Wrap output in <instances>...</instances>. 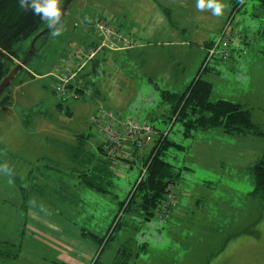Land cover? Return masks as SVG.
Instances as JSON below:
<instances>
[{
  "label": "rangeland",
  "instance_id": "rangeland-1",
  "mask_svg": "<svg viewBox=\"0 0 264 264\" xmlns=\"http://www.w3.org/2000/svg\"><path fill=\"white\" fill-rule=\"evenodd\" d=\"M250 3L245 9L249 10ZM105 14H109L114 22L115 18L119 20V24H115L117 27L123 22V26L118 28L122 36L130 40L137 38L138 44L140 42L147 47L112 54L107 62H102L100 75L94 78V82L103 95L98 100L87 96L78 101L62 102L60 118L64 123L60 122L63 123L60 132L55 128L58 115L53 109L59 103L53 95L56 77L53 79L49 75L30 80L23 73L10 88L14 96L17 86L21 82L26 83L18 96L21 97L20 103H16V98L15 103L13 101L15 111L7 108L6 113H0V240L9 241L21 250L16 261L0 259V264H92L100 248L82 236L81 231L93 232L99 237L106 234L118 214L119 203L128 198L140 177L142 161L131 167L121 165L116 173L120 177L114 178L111 190L117 198H101L84 187L75 188L71 183L70 188H59L55 198L59 199L57 208H49L36 198L47 197L44 193L30 195L28 216L19 209L23 206V199L11 182L5 165L15 168L22 181L26 179L21 165L36 162L34 168L42 167L46 162L38 165L43 161L40 157L57 158L60 167H69L66 153L55 150L52 140L64 131L68 135H89L95 142L99 134L91 124L101 109L119 113L125 119L146 121L157 131L168 133L170 112L163 104L161 91L183 93L204 64L201 61L207 53L198 46L216 42L226 26L234 39L231 72L222 74V78L229 81V88L221 95L231 102H237L234 97L254 102L242 105L251 110L253 122L264 133V74L257 81L248 73L247 64L235 62L240 58L253 61L264 58L260 53H264L263 19H251L243 9L231 15V0H186L184 5L181 0L174 4L170 0H75L61 29L58 27L52 33L49 43L37 46L38 54L31 59L28 68L38 75H46L50 71L55 75L57 66L68 57L69 50L90 45L94 37L96 39L92 43L102 41L100 35H91L89 31L90 28L96 29V22ZM184 24L193 33H173L172 29H183ZM160 26L171 27V35L164 31L153 34L156 37L149 34V27L155 30ZM241 35H247L246 40L240 39ZM33 40L19 45L20 54L32 47ZM164 40H187L189 44L198 46L192 48L189 45L177 51L166 47ZM238 48L246 49L242 56ZM219 61L215 56L209 65L212 70L223 72V68L218 67L222 63ZM237 71H245L246 76L241 77ZM150 76H155V80H150ZM202 78L210 81V74L204 73ZM236 79L243 83L239 84ZM215 84L223 90L219 80ZM211 101L215 102L214 99ZM39 111L46 115H39ZM67 111L71 112L70 118ZM24 116L29 128L34 130L33 138L26 143L19 137L23 131L20 119L23 120ZM41 123L48 124V128ZM33 127H40L41 133ZM180 130L179 124L173 126L169 132L170 139L190 149L172 150L168 155L172 165L192 170L182 171L183 181L176 186L184 189L183 193L180 190V201L184 209L190 208L189 197L184 192H192L202 200L199 207L195 205L194 209L181 212V216L172 215L169 211L163 217L162 208L157 216L161 220L167 216V221H160L157 217L148 220L135 235L137 246L145 244L146 249L133 264H264V203L249 197L255 187L249 168L264 157V144L257 146L264 141L249 136H227L221 131L197 133L185 141ZM46 137L51 141L44 142ZM200 152L211 154L203 156ZM32 184L25 182L24 186L30 188ZM176 193L178 195V190ZM173 196L172 191L166 203L171 205ZM95 205L104 214L91 220L88 215L97 209ZM126 238V232L119 233L100 262L112 263Z\"/></svg>",
  "mask_w": 264,
  "mask_h": 264
},
{
  "label": "trees",
  "instance_id": "trees-1",
  "mask_svg": "<svg viewBox=\"0 0 264 264\" xmlns=\"http://www.w3.org/2000/svg\"><path fill=\"white\" fill-rule=\"evenodd\" d=\"M65 2L66 0H0V84L8 77L15 67L25 59L30 51L29 49L27 52H22L23 54H20L21 49L19 45L34 39L47 29L48 26L58 18ZM248 2H251L249 10L256 6L260 14L264 16V0H232L231 15L241 9L244 10V13H247L248 9H245V6ZM115 27L118 32H120L118 29L119 27ZM53 32L49 35L40 37L36 41V56L39 50L37 46L39 44L41 47L46 45ZM93 33L99 35L96 33L95 29H93ZM213 44L214 42H211L206 45V48H208L206 60L201 66L197 77L183 93L161 91L163 104L168 106L170 112L169 119L171 128L169 132L172 131L173 126L179 124L181 127L179 133L185 141L194 138L197 133H209L214 131H221L227 136H249L264 141V133L262 129L253 122L250 110L231 101H211L212 85L203 80L202 76L208 71L209 63L214 60H209V49ZM129 50L130 49L120 50L119 48H111L109 45L103 46L102 39L100 42L97 41L88 46L77 47L74 51H69L67 53L68 57L62 59L60 65L57 66V70H59L60 73H62L61 70L66 61H71V65L73 62L72 68L74 69L75 65L79 63L81 59L85 58L83 54L96 52V55L86 66L77 72L75 79L66 88L67 93L65 96H59L56 93V89L54 90L53 95L59 101L56 105L57 109H62V102L71 100L78 101L87 96H92L93 99L96 100L101 98L102 91L94 82V78L100 75L101 63L109 53L128 52ZM27 69L28 65L23 69L21 74L26 73L31 79H34L35 76L29 74ZM21 74H19V76ZM36 75L38 74L36 73ZM53 79H55V77ZM58 85L59 81L57 79L55 87L57 88ZM10 88L1 96L0 108H8L13 105V96L12 92H10ZM30 111L33 110L30 109ZM106 111L111 114L113 120H116V122L135 120L141 124L150 126L153 129V135L149 144L138 149L136 140L129 139L125 146L121 147L119 151H113L107 148L108 145L103 142L102 134L98 127L97 115L92 121V125L101 136L100 145L96 149L97 152L92 149L91 143H89V139L91 138L89 135H75L74 137L77 143L74 147L69 148L64 145L60 146L61 151L66 153L68 161L73 165L70 166L72 169L64 170L65 168L54 165L49 158H42L43 161L38 165L44 162H46V164L42 167L34 168V166L32 176L30 173L29 179L26 181L29 183L32 182L33 188L32 186L31 188H25V183H23L22 179L19 177L17 170L11 165H5V169L9 174L11 182L17 187L19 194H21L24 200V210H27V200L29 196L39 195L41 192V188L36 187L46 188V186H49L47 182L56 184L58 181L60 184H65L67 178L72 181L73 175L77 187H84L101 198L114 199L117 198V196L111 190L114 186V178L117 177L115 167L120 162L131 164L129 159L124 157L126 148L128 147L130 151L132 150L133 153H131V157L135 162L136 159H140L136 154L145 149L146 158H144V161L141 160L144 164L140 177L128 198L124 202L119 203L118 214L107 229L106 234L99 237L96 233L86 230L81 231L82 236L89 238V240L95 242L100 248L97 257L93 258L92 264H102L100 259L104 252L110 247L112 242L115 241L119 233L126 232L127 238L121 247L117 249L115 258L110 264H133L134 261L140 257L141 252L146 249L145 244L141 247L136 244V236L140 233V229L148 220L155 217L158 218L157 215L161 212L163 205L168 202L173 191V202L168 206V211L171 213L177 200L176 192L179 188L176 186L181 180L183 181L181 176L182 171H189V168L185 166L179 168L169 163L168 155L172 150L184 151L188 150L189 147L179 145L170 139L169 132L164 133L157 131L146 121H139L133 118L125 119L122 118L119 113H114L107 109ZM39 115L45 116L46 113H44V111H39ZM66 115L69 116L67 113ZM20 121L25 131H31L29 128L30 124L25 120V116L23 120L20 119ZM149 146L150 149L147 150ZM40 168H43V170ZM144 171L145 173H143ZM249 172L254 178L255 185L249 197L254 200H261L264 203V157L256 165L249 168ZM39 183L42 185H38ZM95 206L97 209L88 215L91 220H94L100 214H104L98 205ZM159 220L167 221L166 218L165 220ZM130 222L133 223L132 226L129 225ZM20 250L21 248H18L11 242L0 240L1 260L7 262L16 261L19 257Z\"/></svg>",
  "mask_w": 264,
  "mask_h": 264
},
{
  "label": "crops",
  "instance_id": "crops-1",
  "mask_svg": "<svg viewBox=\"0 0 264 264\" xmlns=\"http://www.w3.org/2000/svg\"><path fill=\"white\" fill-rule=\"evenodd\" d=\"M75 1V0H74ZM74 1H73V4H74ZM167 1V0H166ZM171 1V3L172 4H174V2H177V0H170ZM181 2H182V4L184 5L185 3H186V0H181ZM72 5V4H71ZM71 7V6H70ZM231 10H232V0H231ZM249 18H251V19H256L255 17H258V18H262L263 19V27H264V16H262L261 14H260V12L258 11V9L256 8V6L253 8V9H251V10H247V13H245ZM254 14V15H253ZM104 17H106V18H111L110 17V15L109 14H105L104 16H103V18ZM115 18V17H114ZM115 21H116V23H117V25L119 24V20L117 21V19L115 18ZM123 22L121 21V25H119V27L121 28L122 26H123V24H122ZM186 24H184V28L182 29H179V30H174V29H172L171 27H169V26H164V27H157V28H155V30L152 28V27H149V34H151V36L153 35V34H156V33H161L162 34V31H164V33H166V34H169V35H171V30H170V28L173 30V31H175V32H173L174 34L175 33H177V34H179V35H181V34H187V33H193L192 31L191 32H189L191 29H186V26H185ZM220 26H223V24L222 25H220ZM61 27H62V25L59 27V29H61ZM152 28V29H151ZM164 29V30H163ZM90 33H91V35H93V30H91V28H90V31H89ZM254 33V32H253ZM259 36H261V34H258ZM153 37H156V35H153ZM50 38H52V36L50 37ZM135 38V37H134ZM151 38V37H150ZM177 38V37H176ZM246 38H247V35H241L240 36V39H243V40H246ZM96 38L94 37V39L92 40L91 39V43L95 40ZM135 41H136V45L133 47V48H131L128 52H134V51H139V50H142V49H144V48H146L147 46L144 44V45H142L140 42H139V40H138V42H139V44L137 43V38H135L134 39ZM50 42V39H48V43ZM97 42V41H96ZM162 42H165L164 43V45L166 46V47H169V48H171V49H175V50H177V51H180L181 50V47H185L186 48V46H191L192 48H194V46H198V45H191V44H189L188 43V41L187 40H184V41H177V40H171V41H166V40H164V41H162ZM211 42H205L204 44H202L201 46L199 45L198 47L200 48V49H204L205 50V52L207 53V49L208 48H206V45L207 44H210ZM233 44V43H232ZM151 45V44H150ZM233 45H231V47H232ZM238 50V52H239V55H241V53H242V51H246V49H244V50H242V49H240V48H238L237 49ZM69 51H72V50H69ZM68 51V52H69ZM119 53H122V52H119ZM119 53H109L104 59V61L103 62H107L109 59H110V55H112V54H119ZM261 54H264L263 52H260ZM65 56V55H64ZM63 56V57H64ZM242 56V55H241ZM206 57H207V54H205V59L204 58H202V61L201 62H205V60H206ZM261 57H263V56H261ZM235 62H238L240 65L242 64V63H244V64H247V67H248V73L250 74V75H254L255 77H253L254 79H256L257 81H259V79L261 78V76L264 74V58H257V59H255L254 61L253 60H251V59H246V60H244V59H242V58H240L239 60H235ZM260 65H263V67L262 68H260ZM218 67H220V68H223V72H221V71H219V70H217V69H214V70H212L211 69V67H210V65H208V71L207 72H205V74L206 75H209L210 74V81H206V82H208V83H210L211 85H212V94H211V100L212 99H214L215 100V102H217V101H220V100H226V101H231V100H228V99H225L221 94L222 93H224L226 90H228V88H229V81L227 80V79H223L222 78V76L224 75V73H228V72H231V57L229 58V60L228 61H226V62H222L221 64H219V66ZM56 68V67H55ZM27 72H29V74H31V75H34L35 77H34V79H31L30 77H29V75H28V78L30 79V80H35V79H41L42 77H46V76H52V77H56L57 75H58V70H56L55 71V75H54V73H53V71H50L49 73H47L46 75H42V76H39V75H36V73L34 72V71H32L31 69H27ZM236 73H238V74H240V76L241 77H245L246 76V72L245 71H237ZM223 74V75H222ZM153 75V74H152ZM228 75V74H227ZM227 75L226 76H224L225 78L227 77ZM230 75V77H231V74H229ZM256 76H258V77H256ZM260 77V78H259ZM150 80H155V76H150ZM216 80H219L220 81V83L223 85V90H219L218 88H217V85L215 84V82H216ZM238 82H239V84L240 83H243V82H240L238 79H236ZM247 80V79H246ZM255 80V81H256ZM247 82V81H246ZM263 82H264V79H263ZM25 84L26 83H23V82H21V84L20 85H18L17 86V88H16V91H17V94L16 95H14L13 96V101H14V99L16 98L17 99V101H16V103L17 104H19L20 103V101H21V97H19L18 98V96H19V94L20 93H22L21 91H22V88L25 86ZM252 85H254V84H252ZM255 86V85H254ZM263 87H264V85H263ZM101 90V89H100ZM103 95V94H102ZM232 98V97H231ZM235 98V100L237 101V102H234V103H238V104H240V105H242V104H253L254 102H251V101H244L245 99H243L242 101L240 100V98H236V97H234ZM14 103H15V101H14ZM13 103V104H14ZM13 106V105H12ZM12 106H10V107H8V109L9 110H11V111H15L14 110V108L12 107ZM243 106V105H242ZM247 106V105H246ZM12 107V108H11ZM245 107V106H244ZM54 109V111H55V113L58 115V117L56 118V120H57V126L55 127V128H57V130L60 132V130H61V128H63V126H62V124L64 123V121L63 120H61V118H60V109H57V107H54L53 108ZM6 111H7V108H0V113L1 112H4V113H6ZM251 111V110H250ZM67 114H69V116L67 115V117L68 118H70L71 117V112L70 111H67ZM19 117H20V115H19ZM20 119V118H19ZM66 120V119H65ZM61 121H63V123H60ZM41 125L44 127V128H48V124H42L41 123ZM22 127V126H21ZM91 127H92V124H91ZM33 128H35V129H38L39 130V133H41V131H42V129L40 128V127H33ZM52 128H54V124L52 125ZM19 129H20V127H19ZM93 129V128H92ZM23 131L21 132L22 133V135H20L19 137H21V140L23 141V142H27V141H29L30 139H32L33 137V135H34V130H31V131H25L24 129H22ZM61 134H64V135H67V136H63V135H61ZM61 134L59 135H57V136H55L54 137V139L52 140L54 143L52 144V147L55 149V150H59V152H62L61 151V148H60V146L61 145H64V146H67V147H74L75 146V144L77 143L76 142V138L74 137L75 135H74V133L72 134V135H68V134H66L64 131L63 132H61ZM100 135H98V137H97V139H95V142H93V139H92V137L89 139V143H91V147H92V149H94L95 151H96V149L98 148V146L100 145V142H101V136L99 137ZM20 140V141H21ZM46 141H44V142H46V143H48L49 141H51V138H47L46 137V139H45ZM263 141V140H262ZM18 142H19V138H18ZM264 143H262V144H259L258 143V145L257 146H262ZM206 148H208L207 146H206ZM150 149V146L147 148V150H149ZM189 149H190V147H189ZM188 149V150H189ZM202 149H203V147H202ZM202 149H201V151H202ZM207 150V149H206ZM97 152V151H96ZM146 151H145V149L144 150H142V151H140V152H138L136 155H137V157H139L140 159H136V162L137 161H139V160H142V161H144L145 159L144 158H146V153H145ZM195 152V151H194ZM196 152H199V151H196ZM261 152V151H260ZM131 153H133L132 152V150L130 151L129 149H128V147L126 148V150H125V155H124V157H126V158H128L129 159V161L131 162V164H127L126 162H120L119 164H117L116 165V173H117V171L119 170V168L121 167V165H123V164H125V165H128V166H132L134 163H135V160L131 157ZM200 153H202V155L203 156H207L208 154H211V153H208L207 155L205 154V153H203V152H200ZM201 155V154H200ZM136 157V156H135ZM40 158H43V157H40ZM46 158H49V160H51L52 162H53V164L54 165H56V166H59V163H58V160H57V158L55 159V158H52V157H49V156H46ZM141 158H143V159H141ZM42 160V159H41ZM39 161V159H37V162ZM40 163V162H39ZM35 164H36V162H31V163H27L26 165H21V168L22 169H25V179L26 180H24L25 182L29 179V176H30V173H31V176H32V171L34 170V166H35ZM69 167H63V168H65L64 170H70V169H72L70 166H73L70 162H69ZM143 162H142V169H143ZM60 167V166H59ZM141 169V170H142ZM189 171H192V170H190L189 169ZM117 177H120V176H117ZM23 181V183H25ZM29 183V182H28ZM50 183V184H49ZM73 184L74 183V186H75V188H80V187H77L76 186V184L77 183H75V178H74V175L72 176V181H70L69 180V178H67V180H66V183L65 184H60V182H56V184H54L53 182H47V185H49V186H46V188H43V187H36V188H41V192L40 193H44V194H46V196L47 197H36V198H38V199H40V200H42V201H44L46 204H47V206L49 207V208H57V203L59 202V199H55L56 198V196H57V194L59 193V188H70V184ZM29 184H31V183H29ZM31 188V187H30ZM32 188H33V184H32ZM43 188V189H42ZM180 190L182 191V190H184V189H181V188H179L178 189V195H177V200H176V203H175V205L173 206V209H172V211H171V214L172 215H178V216H181L182 215V213H184L185 211H188V210H191V209H194V206L195 205H197L198 207H199V202L202 200V198H198V197H195L194 196V194L191 192V193H187V192H184V194H185V196H188L189 197V202H190V208H188V209H184V207H182V203H181V201H180V199L182 198V195L180 194ZM182 193H183V191H182ZM179 195H180V198H179ZM22 203H23V206L25 205V203H24V200L22 201ZM29 203L30 202H28V200H27V209H28V205H29ZM23 206H21V207H19V209L21 210V212H24V214H25V216H28L29 214H28V211L27 210H24L23 209ZM182 212V213H181ZM171 215V216H172Z\"/></svg>",
  "mask_w": 264,
  "mask_h": 264
},
{
  "label": "built area",
  "instance_id": "built-area-1",
  "mask_svg": "<svg viewBox=\"0 0 264 264\" xmlns=\"http://www.w3.org/2000/svg\"><path fill=\"white\" fill-rule=\"evenodd\" d=\"M115 24L116 21L114 22L112 18L106 17L96 22L95 31L102 37L103 46L109 45L111 48H119L120 50L133 48L136 42L133 39L130 40L122 36L116 29ZM232 40L233 34L229 31V27L226 26L217 41L214 42L213 46L209 49V60L214 59L215 56H217L220 61L228 60L230 57ZM83 55L85 58L81 59L79 63L75 65L74 69L72 68L73 62L71 65V61H66L63 64L62 73L59 72L57 76L59 85L56 88V93L59 96L62 97L66 95V88L75 79L77 72L95 57L96 52H89ZM97 123L102 134L103 142L108 145L107 148L113 151H119L121 147L125 146L129 139L136 140L138 149L149 144L152 139L153 129L150 126L141 124L135 120L116 122V120H113L111 114L103 109L99 111ZM143 173H145V171ZM168 206H170V203H166L163 206V217L169 214Z\"/></svg>",
  "mask_w": 264,
  "mask_h": 264
},
{
  "label": "water",
  "instance_id": "water-1",
  "mask_svg": "<svg viewBox=\"0 0 264 264\" xmlns=\"http://www.w3.org/2000/svg\"><path fill=\"white\" fill-rule=\"evenodd\" d=\"M74 0H66L65 4L63 5L60 14L58 16V18L53 21L47 29H45L43 32H41L37 37L34 38L33 42H32V47L30 48L29 53L27 54V56L25 57V59L19 63L15 69L8 75V77L0 84V98L1 96L4 94V92L11 87V85L13 84V82L16 80V78L19 76V74H21V72L23 71V69L29 64V62L31 61V59L36 56L35 53V44L36 41L40 38L43 37L45 35H49L51 32H53L58 26H61V24L63 23V20L66 16V13L68 12L71 4L73 3Z\"/></svg>",
  "mask_w": 264,
  "mask_h": 264
}]
</instances>
